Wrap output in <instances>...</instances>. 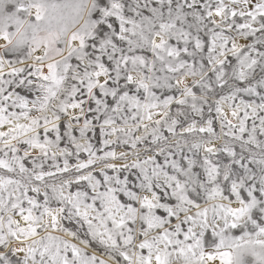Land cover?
Returning <instances> with one entry per match:
<instances>
[{"label": "snow or ice", "instance_id": "6c2138e0", "mask_svg": "<svg viewBox=\"0 0 264 264\" xmlns=\"http://www.w3.org/2000/svg\"><path fill=\"white\" fill-rule=\"evenodd\" d=\"M0 264H264V0H0Z\"/></svg>", "mask_w": 264, "mask_h": 264}]
</instances>
